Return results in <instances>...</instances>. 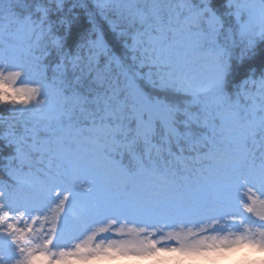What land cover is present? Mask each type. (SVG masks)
I'll use <instances>...</instances> for the list:
<instances>
[{"label": "snow or ice", "instance_id": "obj_1", "mask_svg": "<svg viewBox=\"0 0 264 264\" xmlns=\"http://www.w3.org/2000/svg\"><path fill=\"white\" fill-rule=\"evenodd\" d=\"M261 46L264 0H0V264L264 250Z\"/></svg>", "mask_w": 264, "mask_h": 264}, {"label": "rangeland", "instance_id": "obj_2", "mask_svg": "<svg viewBox=\"0 0 264 264\" xmlns=\"http://www.w3.org/2000/svg\"><path fill=\"white\" fill-rule=\"evenodd\" d=\"M231 231L234 232L235 229L233 228ZM228 234V229L219 233L221 236ZM163 257L168 262L166 264L177 259L181 261V264H264V250L250 245H235L232 248L220 249L207 255L179 257L178 254L165 253ZM37 264H43V262L37 261ZM67 264H81V262L70 260ZM86 264H157V261L153 257L116 254L94 259L86 262Z\"/></svg>", "mask_w": 264, "mask_h": 264}, {"label": "trees", "instance_id": "obj_3", "mask_svg": "<svg viewBox=\"0 0 264 264\" xmlns=\"http://www.w3.org/2000/svg\"><path fill=\"white\" fill-rule=\"evenodd\" d=\"M217 5L221 2V0H216ZM259 72L261 68H264V46H261L260 48L257 49L255 56L246 61L242 66H238L237 68V77L242 78L245 74L248 73L249 69ZM8 114L5 112H0V117L7 116ZM3 176H0V179H3ZM182 227V226H178ZM122 256V255H121ZM176 264V262L172 263Z\"/></svg>", "mask_w": 264, "mask_h": 264}]
</instances>
